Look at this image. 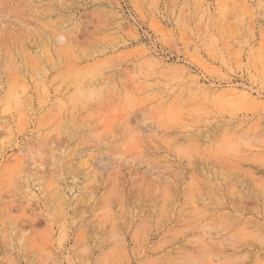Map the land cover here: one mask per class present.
<instances>
[{
  "label": "rangeland",
  "instance_id": "obj_1",
  "mask_svg": "<svg viewBox=\"0 0 264 264\" xmlns=\"http://www.w3.org/2000/svg\"><path fill=\"white\" fill-rule=\"evenodd\" d=\"M263 165L264 0H0V264H264Z\"/></svg>",
  "mask_w": 264,
  "mask_h": 264
},
{
  "label": "bare ground",
  "instance_id": "obj_2",
  "mask_svg": "<svg viewBox=\"0 0 264 264\" xmlns=\"http://www.w3.org/2000/svg\"><path fill=\"white\" fill-rule=\"evenodd\" d=\"M212 144V143H211ZM215 144V143H214ZM231 149V148H230ZM195 150V149H194ZM206 150V149H205ZM199 151V150H198ZM212 151V150H211ZM209 153V152H208ZM201 154H202V152H201ZM246 154V153H245ZM210 156V155H209ZM219 158H220V156H219ZM250 158V157H249ZM220 160V159H219ZM251 161H253L252 159H250ZM221 161V160H220ZM246 161V160H245ZM257 163V162H256ZM259 163V162H258ZM222 164H224V163H222ZM259 164H261V163H259ZM190 166V165H189ZM193 166H195V165H193ZM264 166V165H263ZM230 167V166H229ZM232 167V166H231ZM243 169V168H242ZM230 170H231V168H230ZM239 170H240V168H239ZM257 170V169H256ZM241 171V170H240ZM255 171V170H254ZM230 174V173H229ZM248 174V173H247ZM252 175H254L253 173H252ZM200 176V175H199ZM224 176V175H223ZM259 176V175H258ZM202 177V176H201ZM200 177V178H201ZM231 177V176H230ZM231 179V178H230ZM258 179V178H257ZM264 179V178H263ZM263 179H262V181L261 182H263ZM193 180V179H192ZM256 180V179H255ZM259 180V181H258ZM258 180H256V181H258V182H260V179H258ZM209 181V180H208ZM253 181V180H252ZM211 182V181H210ZM212 182H214V180L212 181ZM232 182V181H231ZM230 184V183H229ZM228 184V185H229ZM195 185V184H194ZM231 185V184H230ZM233 186V185H232ZM232 186H231V188H232ZM197 187V186H196ZM218 187V186H217ZM264 187V186H263ZM230 188V189H231ZM234 188V187H233ZM200 189V188H199ZM229 189V190H230ZM192 190V189H191ZM231 190H233V189H231ZM236 190V189H235ZM197 191H198V189H197ZM239 192H240V190H238ZM195 192V191H194ZM209 192V191H208ZM236 192H237V190H236ZM264 192V191H263ZM210 194V193H209ZM259 194V193H258ZM192 195V194H191ZM212 195H213V193H212ZM193 196V195H192ZM217 196V195H216ZM215 197V196H214ZM194 199V198H193ZM217 199V198H216ZM219 200V199H218ZM220 202V201H219ZM237 220V219H236ZM245 226V225H244ZM246 226H247V224H246ZM260 229H261V227H260ZM254 236V235H253ZM254 238H257V237H254ZM259 238H261V237H259ZM263 240H264V238H263ZM222 247V246H221ZM253 252V251H252ZM225 255V254H224ZM263 261H264V259H263Z\"/></svg>",
  "mask_w": 264,
  "mask_h": 264
}]
</instances>
